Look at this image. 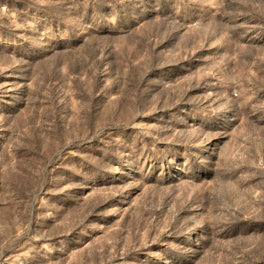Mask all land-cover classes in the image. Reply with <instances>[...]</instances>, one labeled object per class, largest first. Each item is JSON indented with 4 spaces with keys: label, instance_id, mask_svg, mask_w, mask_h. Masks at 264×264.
Masks as SVG:
<instances>
[{
    "label": "rangeland",
    "instance_id": "obj_1",
    "mask_svg": "<svg viewBox=\"0 0 264 264\" xmlns=\"http://www.w3.org/2000/svg\"><path fill=\"white\" fill-rule=\"evenodd\" d=\"M0 264H264V0H0Z\"/></svg>",
    "mask_w": 264,
    "mask_h": 264
}]
</instances>
